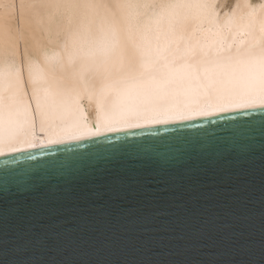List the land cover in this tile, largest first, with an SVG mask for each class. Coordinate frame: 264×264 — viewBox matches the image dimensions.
Instances as JSON below:
<instances>
[{
  "label": "bare ground",
  "instance_id": "obj_1",
  "mask_svg": "<svg viewBox=\"0 0 264 264\" xmlns=\"http://www.w3.org/2000/svg\"><path fill=\"white\" fill-rule=\"evenodd\" d=\"M262 75L264 0H0V157L261 108L64 135L95 130L120 111L205 105L217 91L248 93ZM42 121L57 142L41 143ZM33 125L36 146L13 150L12 137Z\"/></svg>",
  "mask_w": 264,
  "mask_h": 264
},
{
  "label": "water",
  "instance_id": "obj_2",
  "mask_svg": "<svg viewBox=\"0 0 264 264\" xmlns=\"http://www.w3.org/2000/svg\"><path fill=\"white\" fill-rule=\"evenodd\" d=\"M264 108L161 124L0 157V209L24 206L7 220L9 260L47 264H262L264 262ZM176 137L197 139L193 144ZM146 149L142 159L173 156L220 159L191 183L162 188L150 180L142 190L106 194L100 200L61 201L46 191L19 196L21 181L44 175L51 189L67 169L91 162L53 154L93 141ZM71 155L73 153H65ZM44 164L41 169L39 165ZM130 169L139 167L130 160ZM39 201L38 205H30Z\"/></svg>",
  "mask_w": 264,
  "mask_h": 264
},
{
  "label": "snow or ice",
  "instance_id": "obj_3",
  "mask_svg": "<svg viewBox=\"0 0 264 264\" xmlns=\"http://www.w3.org/2000/svg\"><path fill=\"white\" fill-rule=\"evenodd\" d=\"M11 55H16V48L11 49ZM195 104L196 106H193ZM259 104L264 108V75L259 80V87L248 93H221L217 91L215 102L209 101L205 105H201L199 101H186L182 108L179 109H143L129 110L115 113L110 118H106L102 123L98 122L95 130L84 128L77 132L64 135L72 139H78L80 135L96 136L104 131H116L119 127H136L140 120L151 123H164L170 119L185 120L190 118L192 114L208 115L211 111H224L228 107L246 108ZM264 115V112L261 113ZM264 126V125H262ZM41 134V143L47 139L49 144L57 142L53 138V134L48 132L43 121L39 129ZM58 135V134H57ZM16 142L11 146L16 149L17 144H24L28 147L36 146L37 132L33 125L26 131L22 137H12ZM118 144L109 142V146L105 147L102 141H93L89 145L80 147L86 149L83 153L74 152L72 149H57L53 154H63L64 157H76L91 162L88 167L67 169L63 173L64 183L60 187L49 189L45 181L47 178L36 172V169H28L27 173H35L31 183L21 181L16 190V195L21 197L46 191L49 195L59 196L61 201L75 204L77 200L95 201L100 200L106 194L119 196L122 193L131 192L133 190H142L146 183L150 180H156L162 188L174 186L177 182L191 183L198 172L204 168L220 166V159L212 157H204L198 153L195 156H173L169 159L153 161L150 159H142L146 153V149L142 145H129L127 138H117ZM174 141H183L187 144H193L197 139L188 137H176ZM65 153H73L67 155ZM130 160L139 164L134 172L130 169ZM44 164L39 165L43 168ZM264 176V169H262ZM39 201H33L30 205H38ZM24 211V206L18 204L11 209H0V264H47L43 261L33 260H9L7 258V240L6 228L9 217L20 216ZM264 245V240H262ZM55 264V262H52ZM264 264V262H262Z\"/></svg>",
  "mask_w": 264,
  "mask_h": 264
}]
</instances>
